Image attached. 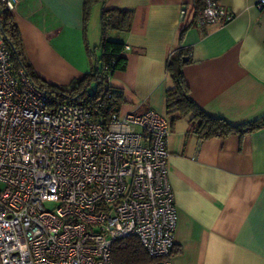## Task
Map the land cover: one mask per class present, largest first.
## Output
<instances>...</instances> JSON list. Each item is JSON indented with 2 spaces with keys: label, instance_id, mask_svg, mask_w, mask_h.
I'll list each match as a JSON object with an SVG mask.
<instances>
[{
  "label": "crops",
  "instance_id": "1",
  "mask_svg": "<svg viewBox=\"0 0 264 264\" xmlns=\"http://www.w3.org/2000/svg\"><path fill=\"white\" fill-rule=\"evenodd\" d=\"M256 1L219 0L231 21L191 22L183 32L191 16L183 20L180 12L191 0L106 4L133 10L130 29L109 34L129 47L121 52L125 69L106 81L121 92L120 111L151 108L170 127L168 179L177 208L171 264H264V127L201 139L190 115L173 119L166 108V62L183 47L191 57L183 74L198 107L232 124L264 115V9ZM83 3L18 0L12 11L29 63L51 84L66 87L91 69L87 48L99 42L101 5L86 21Z\"/></svg>",
  "mask_w": 264,
  "mask_h": 264
},
{
  "label": "built area",
  "instance_id": "2",
  "mask_svg": "<svg viewBox=\"0 0 264 264\" xmlns=\"http://www.w3.org/2000/svg\"><path fill=\"white\" fill-rule=\"evenodd\" d=\"M0 2L13 11L18 0ZM233 17L204 0L194 22ZM47 106L45 91L13 69L0 33V264H114L113 244L128 236L145 250L143 264H171L177 208L166 119L119 109L102 122L81 105Z\"/></svg>",
  "mask_w": 264,
  "mask_h": 264
},
{
  "label": "trees",
  "instance_id": "3",
  "mask_svg": "<svg viewBox=\"0 0 264 264\" xmlns=\"http://www.w3.org/2000/svg\"><path fill=\"white\" fill-rule=\"evenodd\" d=\"M107 2L108 0H84L83 11L86 21L92 7L98 3L101 5L100 38L97 45L100 56L96 57L94 51L87 48L88 58L91 63L94 59L95 64L92 63L89 72L78 79H73L66 87L51 84L36 74L25 55L14 14L0 2V33L10 52L12 67L14 70L24 69L34 85L45 91L48 98L47 110H53L62 103L77 104L91 110L93 118L102 122H107L111 114L119 110L123 102L121 92L108 86L101 74L104 67H107L106 71L110 75L116 70L125 69L126 58L121 55L125 45L121 41L110 39L109 34L111 31L127 32L130 29L133 10L108 7ZM203 5L204 0H191L190 8L186 9L183 17L184 20L189 13L191 21L184 23L182 32L194 22ZM190 61L189 50L179 47L166 62V73L172 80V86L166 90V108L168 111L176 112L173 119L190 115L191 128L201 139L221 138L230 134L242 135L264 127V115L244 123L232 124L226 119L211 116L198 107L190 96L189 86L183 74V67ZM93 82L95 88L90 91L88 87ZM107 92L110 96H107ZM112 259L114 264H143L149 260L139 240L134 236L120 238L114 242Z\"/></svg>",
  "mask_w": 264,
  "mask_h": 264
},
{
  "label": "rangeland",
  "instance_id": "4",
  "mask_svg": "<svg viewBox=\"0 0 264 264\" xmlns=\"http://www.w3.org/2000/svg\"><path fill=\"white\" fill-rule=\"evenodd\" d=\"M98 43L99 42H95V43H92V45L93 44H95V45H93V49H94V53H95V55H96V57H98V56H100V50H99V48L97 47V45H98ZM92 63H93V65L95 64V60L94 59H92ZM95 88V83L93 82L89 87H88V90H93Z\"/></svg>",
  "mask_w": 264,
  "mask_h": 264
}]
</instances>
